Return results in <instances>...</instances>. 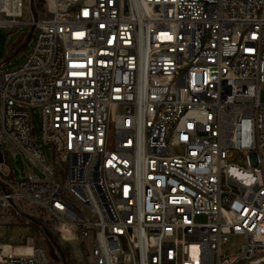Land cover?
Here are the masks:
<instances>
[{"label":"built area","instance_id":"2783aa9c","mask_svg":"<svg viewBox=\"0 0 264 264\" xmlns=\"http://www.w3.org/2000/svg\"><path fill=\"white\" fill-rule=\"evenodd\" d=\"M10 3L0 27L35 41L0 68V144L46 179L0 164V212L44 214L86 264H264V0H46L29 22ZM17 249L0 264H56Z\"/></svg>","mask_w":264,"mask_h":264},{"label":"rangeland","instance_id":"374dc122","mask_svg":"<svg viewBox=\"0 0 264 264\" xmlns=\"http://www.w3.org/2000/svg\"><path fill=\"white\" fill-rule=\"evenodd\" d=\"M26 6L23 22L31 20V13L35 19H45L51 16L46 8V0H25ZM35 41V34L30 27L22 25L16 29L0 27V65L5 71L15 70L24 64L32 51ZM260 101L264 104V84L261 86ZM0 100V115H1ZM36 134L41 136V117L39 112L35 111ZM47 155L49 164L54 169V174L58 178L59 172L62 173L68 169V165L61 168L55 164L53 152L48 145L39 142ZM0 150L4 154V173L10 180L20 182L27 173H33L41 179H46V175L40 170L38 165L32 162L21 151L12 148H6L0 144ZM229 163L238 166L244 170H249L247 158L239 153L234 152L229 159ZM245 179H248L245 177ZM199 222H204V218H199ZM94 242V238H89ZM9 243L21 247L39 246L45 249L48 255L56 264H86L87 254L79 249L78 244H68L61 241L54 225L47 216L35 210L23 208L20 215L15 212H0V243ZM242 244L241 239H237L235 246L225 249V252L235 253ZM28 247V248H29Z\"/></svg>","mask_w":264,"mask_h":264},{"label":"bare ground","instance_id":"6f19581e","mask_svg":"<svg viewBox=\"0 0 264 264\" xmlns=\"http://www.w3.org/2000/svg\"><path fill=\"white\" fill-rule=\"evenodd\" d=\"M6 3V5H4V8H6V10L10 13V14H16L18 13V10L14 9L13 5L10 3V0H0V3ZM24 252H30L31 249L29 248H24L23 249Z\"/></svg>","mask_w":264,"mask_h":264},{"label":"water","instance_id":"95a60500","mask_svg":"<svg viewBox=\"0 0 264 264\" xmlns=\"http://www.w3.org/2000/svg\"><path fill=\"white\" fill-rule=\"evenodd\" d=\"M0 164H4V155L0 150Z\"/></svg>","mask_w":264,"mask_h":264},{"label":"crops","instance_id":"0c3cea01","mask_svg":"<svg viewBox=\"0 0 264 264\" xmlns=\"http://www.w3.org/2000/svg\"><path fill=\"white\" fill-rule=\"evenodd\" d=\"M12 245H13V244H12ZM14 246H16V245H14ZM17 247H18L17 250H18L19 252H22V251H23V249H21V246H17Z\"/></svg>","mask_w":264,"mask_h":264}]
</instances>
